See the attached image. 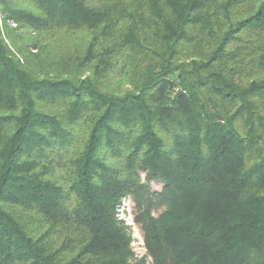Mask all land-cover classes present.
Here are the masks:
<instances>
[{
  "label": "trees",
  "instance_id": "trees-1",
  "mask_svg": "<svg viewBox=\"0 0 264 264\" xmlns=\"http://www.w3.org/2000/svg\"><path fill=\"white\" fill-rule=\"evenodd\" d=\"M13 2L0 264H131L124 198L154 264H264V0ZM86 28L94 76L32 67L46 33Z\"/></svg>",
  "mask_w": 264,
  "mask_h": 264
},
{
  "label": "rangeland",
  "instance_id": "rangeland-1",
  "mask_svg": "<svg viewBox=\"0 0 264 264\" xmlns=\"http://www.w3.org/2000/svg\"><path fill=\"white\" fill-rule=\"evenodd\" d=\"M13 0H4L5 5H10ZM14 3V2H13ZM1 16V15H0ZM6 19H0V29L2 30V36L5 40L11 45V50L17 49L15 44L12 41L20 42V36L23 37L22 32L19 29V26H16L13 23H10L8 17H3ZM9 32V38H8ZM11 36V38H10ZM91 36V30L88 28L82 29L79 31H72L67 29L54 30L46 33L41 38V43L45 44L40 56L37 58L35 55L37 49L29 48V52L32 56L30 61L33 62L32 67H40L43 71H52L55 70L57 73L62 75V78H70L71 76H81V78H86L94 76L86 65H83L85 70L79 74V65L81 56L84 54L83 49L86 46L88 40ZM8 39V40H7ZM18 50V49H17ZM18 57L21 59V62H24V58L28 57L27 52L24 54L19 51ZM87 67V68H86ZM42 71V72H43ZM53 71V76L57 73ZM73 78V77H72ZM123 78L116 81L111 80L112 86L102 87L111 92L125 91L126 87H129V84L125 81L120 82ZM124 82V83H123ZM158 190L161 189L159 186ZM116 218L119 220L120 224L126 228V231L130 240V251L132 254L131 264H154V257L149 251L144 233L142 232L140 224L136 222L135 213L133 210V203L130 198H124L119 204V209L116 212Z\"/></svg>",
  "mask_w": 264,
  "mask_h": 264
}]
</instances>
